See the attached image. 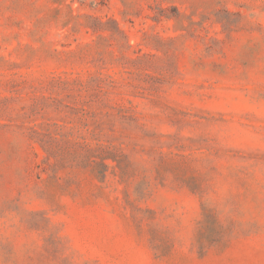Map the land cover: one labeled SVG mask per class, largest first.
<instances>
[{
	"label": "rangeland",
	"instance_id": "1",
	"mask_svg": "<svg viewBox=\"0 0 264 264\" xmlns=\"http://www.w3.org/2000/svg\"><path fill=\"white\" fill-rule=\"evenodd\" d=\"M0 264H264V0H0Z\"/></svg>",
	"mask_w": 264,
	"mask_h": 264
}]
</instances>
